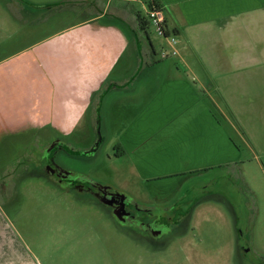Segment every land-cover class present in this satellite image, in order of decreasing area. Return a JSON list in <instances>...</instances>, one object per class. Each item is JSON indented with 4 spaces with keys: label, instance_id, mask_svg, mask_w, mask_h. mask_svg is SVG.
<instances>
[{
    "label": "crops",
    "instance_id": "1",
    "mask_svg": "<svg viewBox=\"0 0 264 264\" xmlns=\"http://www.w3.org/2000/svg\"><path fill=\"white\" fill-rule=\"evenodd\" d=\"M66 1L91 11L44 34L38 32L42 25L26 24L25 32L38 33L35 38L0 51V151L9 149L10 138L32 128L55 125L72 132L88 118L93 128L100 123L106 130L105 143L116 136V155L131 158L160 203L181 186L170 176L231 167L241 162L242 142L252 151L258 142L264 147V0H156L167 33L172 29L187 37L180 55L200 32L227 37L219 59L207 51L201 74L184 53L180 61H169L151 40L152 47L148 44L137 11L126 10V3L140 0ZM115 1L122 3L112 5ZM105 13L110 19H101ZM2 45L0 37V50ZM55 60L64 75L78 79L72 93L48 82V73L59 71ZM3 202L0 264L77 261L81 254L72 250L65 262L50 260L48 250V261H40L13 226L20 203L7 208ZM107 261L115 262L111 256Z\"/></svg>",
    "mask_w": 264,
    "mask_h": 264
},
{
    "label": "rangeland",
    "instance_id": "2",
    "mask_svg": "<svg viewBox=\"0 0 264 264\" xmlns=\"http://www.w3.org/2000/svg\"><path fill=\"white\" fill-rule=\"evenodd\" d=\"M148 2L150 0L127 3L126 10L140 12L150 21ZM113 4H119V1ZM18 9L16 0H0V37L3 43L1 54L25 44L38 34L25 32L28 27L24 21H20L21 18L20 23L16 22L13 16ZM44 14L45 12L40 11L38 16ZM56 17L52 16L50 25H44L38 32L44 34L80 19L76 12L67 13L59 20L54 19ZM158 32L157 27L151 23L148 34L158 54L161 56L163 51H175V54L169 55V61L178 62L184 53L187 61L195 65V70L200 74L203 72V62L208 59L207 51L214 52L219 59L220 50L223 51L221 48L228 41L220 32H200L198 39L194 37L193 44L187 45L188 49L180 55L187 37L184 34H174L172 29L167 38ZM145 39L150 45L147 36ZM240 45L244 46L245 42L240 41ZM53 62L59 67V71L49 72L48 82L57 89L62 86L69 93L75 91L78 79L64 75L60 70L61 63L56 60ZM100 114L103 116L101 112ZM102 127L99 129L104 131ZM96 135L97 129L89 124L88 118L81 121L80 126L73 128L64 141L70 142L75 151L97 152L96 156L89 158L87 162L61 157L75 168V172L82 174V180L94 182L95 185L107 183L128 200L134 199L141 206L147 203L151 206L159 204L146 189L131 158L116 155V136L106 143L102 142V145H96ZM8 143L10 148L0 151V200H3L2 194L6 197H24L13 226L22 231L24 241L36 249L42 262L48 261L46 250L53 253L50 255L53 262H65L69 259L65 255L72 250V254H81L73 264H83L86 259H97L96 264H99L98 260L100 264H107L110 256L114 258V264H238L235 247L240 234L239 243L249 249L244 263L264 264V147L259 142L254 151L242 142L241 162L231 167L210 168L198 174L193 172L188 176H177L178 178L176 174L169 177L175 176L170 180L181 185L169 201L181 196V199L187 201L185 206L190 202L192 205L204 202L198 206L194 220L186 227L187 235L181 237V233L177 232V240L169 244L168 248L166 245L159 247L160 244L157 243L149 247L130 237L126 230L110 222V216L80 191L65 192L55 189L46 186L43 179L39 180L31 175L30 161L36 153L40 156L46 154L36 136L23 133L22 136L12 137ZM24 163H28L31 169L24 172ZM8 167L16 171L11 178L5 177L4 170ZM229 202L235 207L231 209Z\"/></svg>",
    "mask_w": 264,
    "mask_h": 264
},
{
    "label": "flooded vegetation",
    "instance_id": "3",
    "mask_svg": "<svg viewBox=\"0 0 264 264\" xmlns=\"http://www.w3.org/2000/svg\"><path fill=\"white\" fill-rule=\"evenodd\" d=\"M16 1L18 8H20L16 13V21L18 23H20V21H24V24H28L30 27L35 28L40 25H50L52 16H57L54 19H59L63 17V15L67 14V12H76L77 16L80 15L81 18L85 11H91L87 8L68 5L66 0L58 3H52V0ZM121 3L122 2L119 4ZM40 11L45 12V14L38 16ZM92 11L96 12L94 9H92ZM27 18H29L30 21ZM104 18L110 19L108 13H105L101 19L103 20ZM120 21L123 22L122 19H120ZM150 46L152 47L151 42ZM167 58L168 56L163 57L162 59ZM101 127V124L98 123L96 128L98 132L96 140L98 142H95L96 145H102L101 143L105 142L103 135L106 133V130L104 129L102 132L101 129H99ZM45 130H48L49 132L45 133ZM29 133L32 134L33 137H37V142L39 145H43V148H45L46 151V154L41 156L36 153L35 157L30 161L29 165L32 167L30 172L32 173L31 175L39 180L43 179L46 186L55 189L63 190L65 192L80 191L84 197H89L96 207L106 212L108 217L110 216V222H113L116 226L123 228L126 230L128 235H130V237L140 240V242L145 243L149 247H152L155 243H157L160 244L159 247L166 245L168 248L169 244L177 240L178 237L175 236L177 232L181 233V237L186 236L188 233V229H186V227L194 220V216L197 214L196 210L198 206L204 202H195L194 205L191 204L192 202H188V206H185L187 201L181 199V196H179L171 201L167 200L160 202L159 204H153L152 206L147 203L141 206V204L134 201V199L128 200L124 197V194L112 188L111 185H107V183H97L95 185L94 182L90 183L86 180H82V174L80 175L79 172H75V168L70 166L68 162L64 161L63 157L67 156L74 159L86 160L87 162L90 160L89 158L94 157L97 154V152L91 153L88 152V150L75 151L71 147L70 142H67V140L66 142L64 141L66 139V135H68L70 131L56 127L55 125H49L44 129L39 128V126L32 128L28 131V133H26V135ZM61 137H63V139ZM23 166V168H19L24 169V172L31 169V167L28 166V163H24ZM14 172L16 171L8 167L4 170V173H6L5 177L11 178L14 174H16ZM1 178L2 177H0V181H2ZM26 179L28 180V177ZM2 198L4 200V206H9V202H18L21 205L24 201V197L22 198L19 196L6 197L2 194ZM229 203V206L232 209L234 207L232 206L233 203ZM8 206L6 207L8 208ZM183 226H185V228ZM238 240L239 241L235 247V256L239 259L238 264H245L244 258L247 256L249 249L239 243L240 234L238 236Z\"/></svg>",
    "mask_w": 264,
    "mask_h": 264
},
{
    "label": "built area",
    "instance_id": "4",
    "mask_svg": "<svg viewBox=\"0 0 264 264\" xmlns=\"http://www.w3.org/2000/svg\"><path fill=\"white\" fill-rule=\"evenodd\" d=\"M164 15L165 14H164L163 10L158 9V8H154V9L150 10V12L148 14L151 23H153L157 27V30L159 31L158 33L162 34L165 37V32H167V30L165 27ZM172 41H174L173 38H172ZM175 53H176L175 51H173L171 53L163 51L162 57H167L170 54H175Z\"/></svg>",
    "mask_w": 264,
    "mask_h": 264
},
{
    "label": "trees",
    "instance_id": "5",
    "mask_svg": "<svg viewBox=\"0 0 264 264\" xmlns=\"http://www.w3.org/2000/svg\"><path fill=\"white\" fill-rule=\"evenodd\" d=\"M148 6H149L150 10H152L154 8H158V9L163 10L162 5L156 0H150V2H148ZM137 17H138V21H139L141 27L146 30L145 34H146L147 38L150 40V36L148 34L150 24H151L150 21L146 20V18L140 12H137ZM168 36H169V34L167 32H165V37L167 38Z\"/></svg>",
    "mask_w": 264,
    "mask_h": 264
}]
</instances>
